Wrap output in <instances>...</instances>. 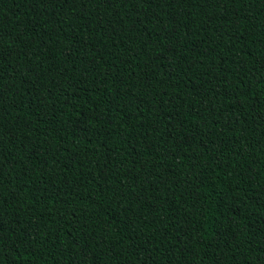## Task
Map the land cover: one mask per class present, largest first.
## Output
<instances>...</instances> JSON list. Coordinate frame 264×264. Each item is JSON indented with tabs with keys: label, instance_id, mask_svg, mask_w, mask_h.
<instances>
[{
	"label": "trees",
	"instance_id": "trees-1",
	"mask_svg": "<svg viewBox=\"0 0 264 264\" xmlns=\"http://www.w3.org/2000/svg\"><path fill=\"white\" fill-rule=\"evenodd\" d=\"M0 264H264V0H0Z\"/></svg>",
	"mask_w": 264,
	"mask_h": 264
}]
</instances>
